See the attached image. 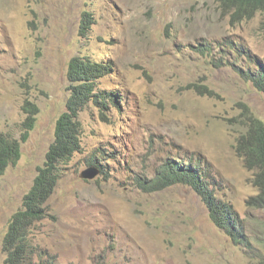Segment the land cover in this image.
Listing matches in <instances>:
<instances>
[{"label": "rangeland", "instance_id": "374dc122", "mask_svg": "<svg viewBox=\"0 0 264 264\" xmlns=\"http://www.w3.org/2000/svg\"><path fill=\"white\" fill-rule=\"evenodd\" d=\"M85 13L94 23L83 35ZM75 57L111 66L98 91L122 85L121 94L104 114L92 102L80 115L83 150L61 165L51 216L32 234L47 260L251 264L264 257V210L248 206L259 190L229 122L245 106L264 122V94L246 76L264 70L263 15L235 18L215 0H0V136L23 140L27 101L40 109L21 160L0 181V264L11 220L67 110ZM93 159L101 174L88 181L82 174ZM168 159L212 174L211 189L234 207L254 252L215 226L191 187L139 188L137 180L156 178Z\"/></svg>", "mask_w": 264, "mask_h": 264}, {"label": "trees", "instance_id": "16d2710c", "mask_svg": "<svg viewBox=\"0 0 264 264\" xmlns=\"http://www.w3.org/2000/svg\"><path fill=\"white\" fill-rule=\"evenodd\" d=\"M226 14L242 20H253L258 14L264 16V0H215ZM93 19L83 21L82 34H87L91 29ZM87 63L80 59H74L71 64L69 81L74 95L84 104L94 99L100 109H106V99L102 95H95V81L110 74V68L102 64L94 63L88 58ZM247 78L254 82L256 89L264 94V70L258 73L248 72ZM111 92L110 104L117 106L120 98V88ZM214 96L212 91H201V95ZM74 112V110L68 105ZM245 111L237 117L229 120L235 127L236 154L243 159L244 166L253 172L252 184L259 190V194L248 201L252 209L264 210V122L260 120L251 109L245 106ZM29 115L24 123L26 129L23 140L0 136V181L8 169L16 166L21 160V148L24 142L29 140V134L34 130L40 109L36 104L27 101L24 108ZM71 117L63 115L57 125L56 136L47 154L45 164L39 168L31 191L24 198V205L12 218L9 230L3 243V251L7 258L5 264H52L47 260L45 251L37 247L31 239L35 223L48 217L46 204L59 185L60 167L64 162H69L77 153L82 152V126L77 121L78 115ZM102 114H104L102 112ZM90 166L98 167L99 162L92 160ZM213 176L201 165L189 163L180 165L172 159H168L156 178L152 180L138 179V186L147 193L160 192L177 185L191 187L202 198L209 210L212 222L216 227L224 230L230 239L243 248H248L249 253L256 250L249 235L239 219L238 213L229 203L219 199L208 183ZM263 234V233H262ZM259 238H262L259 235ZM251 264H264V257ZM39 257L40 261H36ZM97 264H101L100 261Z\"/></svg>", "mask_w": 264, "mask_h": 264}, {"label": "clouds", "instance_id": "9594fccd", "mask_svg": "<svg viewBox=\"0 0 264 264\" xmlns=\"http://www.w3.org/2000/svg\"><path fill=\"white\" fill-rule=\"evenodd\" d=\"M89 19H94L92 16H91V14H89V13H85L84 14V22H86V20H89ZM94 23V22H93ZM93 25V24H92ZM91 25V26H92ZM83 26V25H82ZM83 30V29H82ZM91 30V29H90ZM89 30V31H90ZM84 35V34H83ZM86 35V34H85ZM88 58H90L91 60H92V58L91 57H86V58H82V57H75L74 59H80L82 62H84V63H87V62H89L88 61ZM73 59V60H74ZM72 60V61H73ZM72 61H71V63H70V69H71V64H72ZM95 63V62H94ZM97 64V63H96ZM108 67L110 68V72L112 71V68H111V66H109L108 65ZM70 69H69V72H68V81H69V73H70ZM106 76H108V74L106 75ZM106 76H104V77H102V78H99V79H97L96 81H95V83H96V87H95V95H102L105 99H106V105L107 104H110V97H109V95L111 94V92H113V91H111V92H107V91H98V81L99 80H101V79H103V78H105ZM69 83H70V81H69ZM69 91H72V94H71V96H70V98H69V100H68V103H67V110H66V112L64 113V114H62L61 115V117L63 116V115H65V114H68V115H70L71 117H73V116H75V114L74 113H76L77 115H78V119H77V121L81 124V122H80V115H81V113L83 112V111H85L87 108H88V106L90 105V103H94L95 104V102H94V99H92V101H90L89 103H87V104H84L82 101H80L75 95H74V92H73V90H71V83H70V87H69V89H68ZM120 97V96H119ZM119 99L120 98H118V101H119ZM68 105H70V107L74 110V112L68 107ZM97 107H98V105L97 104H95ZM111 105V104H110ZM110 105H108V107L110 106ZM114 106V105H113ZM117 106H118V104H117ZM108 107L106 108V109H100L99 107V109L104 113V111L105 110H107L108 109ZM116 107V106H115ZM29 116V115H28ZM60 117V118H61ZM59 118V119H60ZM59 119H58V121H59ZM26 120H27V118H26ZM58 121H57V124H56V128H55V136H56V130H57V125H58ZM82 126V125H81ZM22 147H23V145H22ZM21 152H22V148H21ZM22 158V157H21ZM89 166H90V164H89ZM91 167H96V166H90L89 168H91ZM88 168V169H89ZM98 168V167H97ZM99 169V168H98ZM101 171V170H100ZM101 174V173H100ZM100 174H99V176H100ZM98 176V177H99ZM97 177V178H98ZM97 178L95 179V180H97ZM85 180H88V179H85ZM95 180H88V181H95ZM32 189V188H31ZM31 191V190H30ZM29 191V192H30ZM50 201V200H49ZM48 201V202H49ZM48 202H47V204H46V208H47V210H48V217L47 218H49L50 216H51V214H50V211H49V208H48ZM23 205H24V202H23ZM46 218V219H47ZM45 219V220H46ZM35 226V225H34ZM33 234V233H32ZM31 239H33V237L31 236Z\"/></svg>", "mask_w": 264, "mask_h": 264}, {"label": "water", "instance_id": "95a60500", "mask_svg": "<svg viewBox=\"0 0 264 264\" xmlns=\"http://www.w3.org/2000/svg\"><path fill=\"white\" fill-rule=\"evenodd\" d=\"M100 173V169H98L97 167H91L82 174V178L88 180H95Z\"/></svg>", "mask_w": 264, "mask_h": 264}]
</instances>
